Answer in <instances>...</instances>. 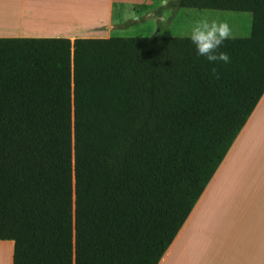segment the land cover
<instances>
[{"label": "trees", "instance_id": "trees-1", "mask_svg": "<svg viewBox=\"0 0 264 264\" xmlns=\"http://www.w3.org/2000/svg\"><path fill=\"white\" fill-rule=\"evenodd\" d=\"M163 7L250 12L251 31L228 63L187 37H0L12 264H158L262 96L264 0Z\"/></svg>", "mask_w": 264, "mask_h": 264}, {"label": "crops", "instance_id": "crops-1", "mask_svg": "<svg viewBox=\"0 0 264 264\" xmlns=\"http://www.w3.org/2000/svg\"><path fill=\"white\" fill-rule=\"evenodd\" d=\"M167 1L0 0V37H65L71 41L79 37H187L194 23L205 17L227 22L232 37L250 34V12L192 7L160 9ZM130 19V24L121 25ZM145 25L152 34L136 33ZM228 203L234 205L232 214L237 222H230L229 230L217 224L223 221L218 215L219 205ZM212 225L219 230L208 229ZM237 226L246 237L241 246L237 245L238 240L233 242L239 235ZM262 232L264 92L158 264H180L181 255L194 243V235L199 236V251L208 253L198 257V264H256L264 261V247L254 238ZM228 247L230 251L226 250ZM240 248L246 250L242 257L238 255ZM0 264H12V253L8 263L0 253Z\"/></svg>", "mask_w": 264, "mask_h": 264}, {"label": "clouds", "instance_id": "clouds-1", "mask_svg": "<svg viewBox=\"0 0 264 264\" xmlns=\"http://www.w3.org/2000/svg\"><path fill=\"white\" fill-rule=\"evenodd\" d=\"M196 46L197 54L207 58L209 62L228 63L230 57L226 52L218 51L225 40L231 39V29L227 22L207 17L197 20L187 36ZM213 74L219 78L214 68Z\"/></svg>", "mask_w": 264, "mask_h": 264}, {"label": "rangeland", "instance_id": "rangeland-1", "mask_svg": "<svg viewBox=\"0 0 264 264\" xmlns=\"http://www.w3.org/2000/svg\"><path fill=\"white\" fill-rule=\"evenodd\" d=\"M168 8H172V7H168ZM154 13H156V12L154 11ZM183 18H184L183 15L180 16L181 23H182ZM154 20H156V18H154ZM154 22H157V20L154 21ZM178 27H181V26H178ZM143 29H141V30L136 29V33H140V34H143V35H146L147 33L148 34H152V30L150 29L149 26L145 25L143 27ZM180 33H181V30H180ZM243 33H245V34H242V35H246L247 32H243ZM233 210H234V205L231 204V203H228V204H225V205L224 204H220L219 205V209H218V213L219 214L218 215H219L220 218L223 219V221L217 222L218 226L229 230L230 229V222H233V223L237 224V222L234 219V216L232 214ZM237 227H235V228H237L236 232L239 233V235L235 236L233 242L235 241L237 243V240H238V244L237 245L241 246L242 240H244V238H246V237H245L244 232H242L241 229L239 228V226H237ZM208 229L219 230L218 228H216L213 225L209 226ZM197 231H198V228H197ZM254 238L256 239V241L258 243H260V246L264 247V233L263 232H262V234H259V235L256 233ZM193 239H195V240H194V243L192 244V246L191 247H187L185 249L184 253L181 255L180 264H198V257L199 256L208 255V253H204L202 251H199V246H198L199 236L198 235H194ZM3 241H5V240H3ZM231 244L232 243H229V246ZM12 250H13V241H6V243H3V242L0 243V251H1L0 253H3L7 263L9 262V258H10V254L12 253ZM226 250L230 251V247L226 248ZM245 252H246L245 249L240 248V251L238 252V255L242 257L243 255H245ZM222 254L225 255L226 254L225 251ZM227 256L230 257L231 253H228ZM256 264H264V261H259Z\"/></svg>", "mask_w": 264, "mask_h": 264}]
</instances>
